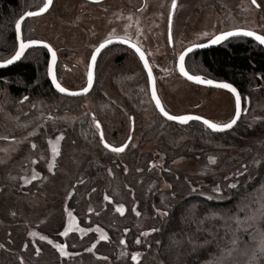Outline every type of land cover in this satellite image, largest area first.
<instances>
[{"label": "rangeland", "instance_id": "rangeland-1", "mask_svg": "<svg viewBox=\"0 0 264 264\" xmlns=\"http://www.w3.org/2000/svg\"><path fill=\"white\" fill-rule=\"evenodd\" d=\"M258 3L259 9L250 0H177V7L171 11V0L99 3L54 0L47 13L31 18V26L36 28L39 39L57 50V56L61 50H69L62 59L66 67H60L59 71L66 86L75 89L85 81L87 60L93 47L114 31L118 36L127 34L144 48L154 71L158 94L170 113L191 112L215 122H226L234 112L232 95L216 88L198 87L183 79L175 69L176 56L191 43L225 29L243 27L263 32L264 0ZM205 32L207 36L202 35ZM170 33L172 44L168 42ZM113 50L115 54H126L124 63L128 66L120 70L130 69L129 74L140 79L147 90L146 74L135 54L125 48ZM109 56L104 57L97 72L102 80V93L131 114L130 102L120 92L125 88H120L121 85L118 88L112 81L115 74L111 71ZM83 97L87 110H96L99 121L102 120L105 113L102 107L100 110L94 107L89 94ZM39 111L44 117L19 133L11 130L10 119H0V138L7 137L0 145V244L4 245L0 248V264H21V259L24 264H130L131 253L138 251L129 242L137 241L159 223L164 216L157 209L168 212L173 204L192 193L226 197L228 184L239 185L250 180L264 160V132L247 138L250 156L229 169L224 162L234 149H206L200 153L188 152L185 147L171 150L161 140L139 144L140 135L131 131L112 144L122 145L132 137L121 152L124 153L122 162L119 163L117 154L113 159L106 157L102 162L106 175L94 177L86 169L88 154L76 145L67 127L72 119L54 118L48 112ZM101 127L104 128L102 123ZM32 132L35 134L29 136ZM61 134L60 155L56 157L54 169L49 171L52 159L49 140L55 144ZM108 135L105 129L104 137L109 142ZM32 143L36 144L35 149ZM210 156L216 158L215 164L209 163ZM33 170L38 174L36 180L31 179ZM237 172L243 175H236ZM25 177L30 183L24 182ZM216 185L221 187L220 193L212 191ZM117 205H123V214L116 211ZM68 211L73 213L75 222L68 235L61 236L59 233L68 227ZM81 228L86 231L80 232ZM97 228L102 232H97ZM29 232L38 235L29 236ZM105 234L108 239H100ZM40 235L64 244L70 255L61 256L52 245L41 241ZM122 239L125 245H121ZM94 243L95 248L87 251ZM36 248L40 249L39 254Z\"/></svg>", "mask_w": 264, "mask_h": 264}, {"label": "trees", "instance_id": "trees-1", "mask_svg": "<svg viewBox=\"0 0 264 264\" xmlns=\"http://www.w3.org/2000/svg\"><path fill=\"white\" fill-rule=\"evenodd\" d=\"M41 4L42 0H0V59L10 58L14 54L15 20L24 11H32ZM22 36L38 38L36 28L31 26V18L22 22ZM114 47L123 48L111 45L102 52L95 69L94 86L88 93L93 106L99 110L102 107L105 111L100 122L104 132L106 129L109 134L111 144L124 137L125 132L130 135L132 131L140 135L139 144L152 139L161 140L171 150L185 147L188 152L200 153L206 149H234L232 156L224 162V166L229 169L247 160L250 156L247 138L264 132V48L261 45L249 38L235 37L211 49L191 53L186 58L185 66L190 73L200 74L207 79L228 81L240 92L243 109L247 111L241 114L239 122L232 129L225 132H212L199 121H189L182 125L163 119L154 108L141 80L129 74L130 69L120 70L125 65L126 54H115L112 50ZM68 54V49L58 54L56 74L61 83L59 71L60 67L65 69L62 59ZM108 55L111 71L115 74L112 81H115L118 88L120 85V88H125L120 92L130 102L131 114L102 93V80H99L97 72L104 57ZM47 61V51L36 47L27 49L25 55L11 66L0 67V119H10L11 130L15 129L14 132L19 133L44 117L39 110L48 112L54 118L68 116L72 122L67 127L71 129L76 145L89 156L87 172L94 177H104L103 159H113L117 154L121 163L124 153H114L100 143L98 131L92 123L93 115L99 120L100 114L96 110H87L83 96L69 97L55 91L46 75ZM82 85L80 83L75 88ZM25 96L28 100L20 103ZM129 117L133 120L130 121ZM3 138H0V145L7 141ZM262 186L264 160L259 163L250 180L239 184L237 189H229L226 197L208 199L209 196L198 193L182 197L171 206L167 216L146 230L148 234L140 237L139 244L134 239L131 244L129 240L130 246L142 253V264H214L221 254V248L227 245L235 232L240 241V249H248L251 253L257 244L252 238L256 235L255 231L250 228L236 231L235 222L229 218L235 214L244 217L258 209L261 197L264 196ZM212 214H215L214 218L205 219ZM257 228L264 229V222H259ZM193 240L198 244H203L205 240L209 243L194 250L190 243ZM261 261H264V256L257 254L253 258L243 251L234 252L228 258V264H261Z\"/></svg>", "mask_w": 264, "mask_h": 264}, {"label": "snow or ice", "instance_id": "snow-or-ice-1", "mask_svg": "<svg viewBox=\"0 0 264 264\" xmlns=\"http://www.w3.org/2000/svg\"><path fill=\"white\" fill-rule=\"evenodd\" d=\"M93 2L99 3V0H93ZM251 5H253L255 8L259 9L261 7V4L258 3V0H250ZM53 4V0H42V4L37 6L35 11H24L22 15L19 16L18 19L15 20L14 26H15V41H14V54L10 55V58H3L0 59V67H5L8 65H12L14 62L19 61L24 55L27 49H30L34 46L38 45H43L45 49H47L48 53L51 54V59L48 62L47 65V76L51 79V83L54 86V88L62 94H67L71 96H77V95H82L84 93H87L89 89L92 88L93 86V65L96 62L97 54L101 52L102 49H104L107 45H110L115 41H119L122 44L128 45L132 49L135 50V52L139 56V60L143 62V67L144 69L147 70V81L148 84L150 85L151 88V100L154 101L155 103V108L159 110V113L165 117L168 121H175L178 122L179 124H188L189 121H201L204 126H206L207 129H210L212 132H225L227 130H230L233 128L234 125H236L238 119L241 116L242 111H247V109H242V96L238 92V90L228 82H221V81H216L214 79H206L202 75L198 74H190L188 70H186V56L189 53H192L194 49L197 48H202L205 47L206 45L204 43H191L188 47H185L183 51H181L178 55V70L181 76L186 77L189 81H193L197 84L200 85H210V86H215L216 88H221V89H226L232 95L234 96L235 99V114L234 116L228 120L227 122H214L209 119H205L202 116L199 115H190V114H185V115H174L170 114L169 111H167L159 98L157 94V90L155 87V80L153 77V72L152 68L150 67L149 61L146 59V53L142 51L141 47L130 40V38L127 36V34L123 36H118L115 35V32H111L108 34V36L101 42L95 50L91 54V64L88 65V71H87V85L85 87H82L79 91H71L68 88L62 86V84L58 81L57 76L54 72V65L56 64L57 61V56L56 52L53 50L51 45L48 43L38 40V39H31V38H24L22 36V22L25 20L26 17H32V16H39L45 12H47L50 8V6ZM177 7V0H171V8L175 9ZM131 19V17H129ZM169 22H171V13L169 14ZM137 34L139 33V29L137 30ZM202 35L207 36L208 33H203ZM231 37H251L254 41H256L259 45L264 46V34H258L254 30H250L247 28L243 27H235L232 28L231 30H225V31H220L217 34H214L208 41V44H220L221 42L227 41ZM168 42L169 44H172V36L171 33L169 34L168 37ZM18 45V46H17ZM165 71H167L165 69ZM247 100V98H244ZM28 100V97L25 96L21 99L20 103H23L24 101ZM129 120L132 121L133 118L129 117ZM92 123L94 124L95 128L99 132V139L100 143L104 146L106 149H110L114 153H121L125 150L127 147V142L125 144H122L120 146H113L109 142L105 140L104 137V132L101 127V123L99 120L95 118V115L92 117ZM35 133H29V136L34 135ZM3 139H7V137H4ZM63 139V134L60 136L56 137V143L53 144L51 140H49V145L51 146V153H52V159L51 162L48 164V170L52 171L55 167V160L56 157L60 155V147H59V141ZM132 139L131 136L128 137V140L130 141ZM31 147L35 149L37 146L35 143L31 144ZM209 163L210 164H215L216 163V158L210 156L209 158ZM35 163V161H33ZM244 167V166H242ZM246 171V168H245ZM109 174H111V171L109 170ZM236 175H243L242 172H237ZM38 178V174L33 170V174L31 179L36 180ZM24 182L30 183V180L28 178H23ZM168 187H171V185H168ZM229 189H237L238 184L237 183H230L227 185ZM264 187V186H262ZM193 191L196 189L193 188ZM214 193H220L221 192V187L219 185L214 186L212 189ZM105 200H109L108 196L104 197ZM212 196H209L208 199H212ZM91 210V209H90ZM238 210L239 206H238ZM116 211L120 212L123 214L124 212V207L123 205H117ZM135 211V209H133ZM157 212L161 216H167L168 213L167 211H161L157 209ZM137 215L139 213L137 212ZM68 216V227L64 229L59 235L61 236H67L68 233L72 230V226L75 222V217L73 216V213L71 211L67 212ZM215 214H212V216L205 217V219H211L214 218ZM229 219L233 220L235 222V229L236 231H239L241 229L247 230L248 228L253 229L256 233L253 239L257 241L256 244V249L251 250V253L249 252L248 249H240V241L238 236L233 233L232 238L228 241L227 245H225L223 248H221V254L220 256L214 261V264H228V258H230L234 252L237 251H243L245 255L251 254L253 258L257 254L260 256H264V229L257 228V224L259 222H264V196L261 197L260 200V206L258 209L255 211L251 212V214L246 215L244 217H241L238 214L233 215ZM203 221H201L202 223ZM80 232L86 231L85 229L81 228L78 229ZM97 232H102V229L97 228ZM150 231H158V229H151ZM148 233H144V235H147ZM29 236H36L38 235L36 232H29ZM39 239L41 241H46L48 244L52 245L61 256H68L70 255L69 252L66 251L65 245L62 243H54L53 240L49 239L48 236L46 235H40ZM102 240H107L108 237L107 235H102L100 237ZM121 245H125V241L122 239L120 241ZM137 244L140 243L139 238L136 241ZM159 243V242H158ZM190 243L193 246V249L195 250L196 248H202L206 244L209 243V241L205 240L203 244H198L194 240L190 241ZM95 243L87 249V251L91 252L95 248ZM4 247V245L0 244V248ZM25 248L28 247L27 244L24 245ZM258 250V252H257ZM36 254H39L40 249L36 248L35 249ZM127 255V253H125ZM142 253L140 252H133L131 253V261L132 264H142ZM21 264H24L23 259H21ZM261 264H264V261H261Z\"/></svg>", "mask_w": 264, "mask_h": 264}, {"label": "water", "instance_id": "water-1", "mask_svg": "<svg viewBox=\"0 0 264 264\" xmlns=\"http://www.w3.org/2000/svg\"><path fill=\"white\" fill-rule=\"evenodd\" d=\"M54 1V0H53ZM99 1H102V0H99ZM51 7V6H50ZM36 9H34V10H32V11H35ZM27 11H30V10H27ZM45 13H47V12H45ZM45 13H43V14H41V15H44ZM23 14V13H22ZM41 15H39V16H41ZM34 16H32V17H26V18H33ZM25 18V19H26ZM250 30H252V29H250ZM255 31V30H254ZM257 32V31H256ZM258 34H262L261 32L259 33V32H257ZM211 38V37H210ZM231 38H235V37H231ZM231 38H229V39H231ZM243 38H246V39H251L252 41H254L251 37H243ZM35 39H38V40H41V39H39V38H35ZM209 40V39H208ZM208 40H206V41H203V42H198V43H204L206 46L205 47H202V48H197V49H194L193 50V52L192 53H195V52H198V51H200V50H208V49H211L212 47H215V46H217V45H220V44H222L223 42H221L220 44H208L207 43V41ZM42 41H44V40H42ZM44 42H46V41H44ZM101 42H103V41H101ZM101 42H99L98 43V45L101 43ZM256 42V41H255ZM47 43V42H46ZM257 43V42H256ZM48 44L49 45H51L49 42H48ZM114 44H117V45H121V46H126V47H128V48H130L133 52H134V54L137 56V58L139 59V56H138V54L135 52V50L134 49H132L131 47H129L128 45H125V44H122V43H120L119 41H115L114 40V42L112 43V44H110V45H107L104 49H106V48H108L109 46H111V45H114ZM258 44V43H257ZM97 45V46H98ZM259 45V44H258ZM18 46V45H17ZM96 46V47H97ZM189 46V45H188ZM188 46H186V47H188ZM260 46V45H259ZM262 46V45H261ZM36 47H42L43 49H45L44 47H43V45H38V46H34V47H32V48H36ZM52 47V46H51ZM95 47V48H96ZM263 48H264V46H262ZM53 48V47H52ZM104 49H102L101 50V52L104 50ZM142 49V48H141ZM46 51H47V49H45ZM53 50H54V48H53ZM95 49H93V51H94ZM55 52H56V50H54ZM92 51V52H93ZM142 51H144L143 49H142ZM183 51V50H182ZM92 52H91V54H92ZM101 52L100 53H98L97 54V58H96V62H95V64L93 65V84H94V80H95V73H94V71H95V67H96V64H97V59L99 58V55L101 54ZM26 53V52H25ZM47 53H48V51H47ZM91 54H90V56H89V58H88V65L89 64H91L92 62H91ZM189 54H191V53H189ZM179 55V54H178ZM56 56H57V52H56ZM50 59H51V54L50 53H48V61L47 62H49L50 61ZM57 59H58V56H57ZM146 59L149 61V59L147 58V55H146ZM141 62V64H142V67H143V62L142 61H140ZM178 56H177V59H176V64H175V69H177V72H178V74L180 75V73H179V70H178V67H177V64H178ZM56 64H57V62H56ZM56 64L54 65V72H56ZM149 64H150V61H149ZM88 65H87V70H86V73H87V71H88ZM8 66H11V65H8ZM8 66H5V67H8ZM150 67H151V64H150ZM143 70L146 72V76H147V70L146 69H144V67H143ZM187 70V69H186ZM152 72H153V70H152ZM190 73V72H189ZM190 74H192V73H190ZM57 76V75H56ZM181 76V75H180ZM153 77H154V80H155V76H154V72H153ZM183 79H185L186 81H189L186 77H183V76H181ZM48 79H49V81H50V83H51V79L48 77ZM207 79V78H206ZM214 80H216V79H214ZM216 81H221V80H216ZM190 82H192V83H194V84H196V85H198V86H200V84H197V83H195V82H193V81H190ZM221 82H228V81H221ZM147 83H148V81H147ZM228 83H230V82H228ZM51 85H52V83H51ZM87 85V74H86V79H85V84H84V86L83 87H85ZM233 85V84H232ZM62 86H64L63 84H62ZM94 86V85H93ZM93 86H92V88H93ZM201 86H203V87H206V88H209V89H212V88H216L215 86H210V85H201ZM52 87L54 88V86L52 85ZM65 87V86H64ZM155 87H156V90H157V84L155 83ZM66 88H68L69 90H71V91H79L81 88H75V89H72V88H69V87H66ZM91 88V89H92ZM55 89V88H54ZM91 89H89V91L91 90ZM216 89H220V90H222V91H227V92H229L228 90H226V89H221V88H216ZM55 91L58 93V94H60V95H66V96H69V97H75V96H71V95H67V94H62V93H59L56 89H55ZM88 91V92H89ZM88 92L87 93H84V94H82V95H77V96H85V95H87L88 94ZM148 93H149V96L151 97V88H150V85L148 84ZM230 93V92H229ZM240 93V92H239ZM158 94V93H157ZM231 95H232V93H230ZM159 96V95H158ZM232 97H233V103L235 104V99H234V96L232 95ZM159 98H160V96H159ZM152 103H153V105H154V108H155V103H154V101H152ZM166 109V108H165ZM242 109H243V104H242ZM157 110V112L159 113V110L158 109H156ZM167 110V109H166ZM168 111V110H167ZM244 111H242V113H243ZM170 113V112H169ZM241 113V114H242ZM170 114H172V113H170ZM185 114H190V115H197V114H195V113H191V112H188V113H181V114H176V115H185ZM234 114H235V105H234V113H233V115L231 116V117H233L234 116ZM159 115L164 119L165 117H163L160 113H159ZM200 116V115H199ZM202 116V115H201ZM202 117H204V116H202ZM205 119H208V118H206V117H204ZM241 118V117H240ZM239 118V119H240ZM166 119V118H165ZM231 119V118H230ZM229 119V120H230ZM239 119H238V121H237V123L239 122ZM167 120V119H166ZM210 120V119H209ZM172 122H174V123H176L175 121H172ZM200 123H201V121H199ZM215 122V121H214ZM227 122V121H226ZM178 123V122H177ZM189 123V122H188ZM236 123V124H237ZM235 126V125H234ZM233 126V127H234ZM210 130V129H209ZM98 135H99V132H98ZM127 143L129 142V140H128V138H127V141H126ZM125 142V143H126ZM124 143V144H125ZM120 146V145H119Z\"/></svg>", "mask_w": 264, "mask_h": 264}, {"label": "flooded vegetation", "instance_id": "flooded-vegetation-1", "mask_svg": "<svg viewBox=\"0 0 264 264\" xmlns=\"http://www.w3.org/2000/svg\"><path fill=\"white\" fill-rule=\"evenodd\" d=\"M87 1H90V2H93V0H87ZM102 1H105V0H102ZM143 2H144V0H143ZM93 3H96V2H93ZM137 9H140V5L137 7ZM173 9H171V11H172ZM232 29V28H231ZM231 29H225V30H231ZM247 29H249V28H247ZM251 29V28H250ZM225 30H222V31H225ZM252 30H254V29H252ZM217 33H219V32H217ZM262 33V32H261ZM216 34V33H215ZM263 34V33H262ZM213 36V35H212ZM212 36H210V37H212ZM208 39H210V38H207V39H204V40H202V41H199V42H203V41H206V40H208ZM104 40V39H103ZM103 40H100L99 42H101V41H103ZM131 40V39H130ZM132 42H135V43H137L136 41H134V40H131ZM98 42V43H99ZM98 43L93 47V49H95V47L98 45ZM138 44V43H137ZM114 45H117V44H114ZM139 45V44H138ZM121 46V45H120ZM140 46V45H139ZM109 47H111V46H109ZM108 47V48H109ZM123 48H125V49H127V50H130L133 54H134V52L130 49V48H128V47H126V46H122ZM143 50H144V48L142 47V46H140ZM116 47H114L113 49H115ZM93 49H92V51H93ZM107 49V48H106ZM106 49H104V50H106ZM112 49V50H113ZM55 50V49H54ZM103 50V51H104ZM91 51V52H92ZM102 51V52H103ZM56 52H57V50H56ZM102 52H101V54H102ZM144 52H145V50H144ZM146 53V52H145ZM180 53V52H179ZM91 54V53H90ZM90 54H89V56H90ZM100 54V55H101ZM99 55V56H100ZM147 55V54H146ZM188 55H190V54H188ZM188 55L186 56V58L188 57ZM136 56V55H135ZM178 56V55H177ZM176 56V57H177ZM137 57V56H136ZM89 58V57H88ZM147 58H148V56H147ZM149 59V61H150V58H148ZM177 59V58H176ZM98 60V59H97ZM88 61V60H87ZM57 62V61H56ZM98 62V61H97ZM151 64V63H150ZM175 64H176V60H175ZM87 65H88V63H87ZM97 65V64H96ZM66 67V66H65ZM143 68V67H142ZM152 68V67H151ZM95 69H96V67H95ZM86 70H87V68H86ZM177 70V69H176ZM144 71V70H143ZM154 72V71H153ZM94 73H95V71H94ZM178 73V72H177ZM55 74H56V72H55ZM87 74V73H86ZM145 74H146V72H145ZM57 75V74H56ZM155 76V75H154ZM95 78H96V73H95ZM57 79H58V76H57ZM85 79H86V76H85ZM146 79H147V76H146ZM58 81L60 82V80L58 79ZM95 81V80H94ZM63 82V81H62ZM190 82V81H189ZM61 83V82H60ZM155 83H156V80H155ZM192 83V82H191ZM61 84H63L65 87H68V86H66L65 84H64V82L63 83H61ZM84 84H85V81L83 82V85L82 86H84ZM157 84V83H156ZM192 84H194V83H192ZM194 85H196V84H194ZM196 86H198V85H196ZM201 86V85H200ZM200 86H198V87H200ZM70 88V87H69ZM80 88H82V87H80ZM72 89H74V88H72ZM147 90H148V88H147ZM91 91V90H90ZM89 91V92H90ZM88 92V93H89ZM157 93H158V90H157ZM88 95V94H87ZM159 95V94H158ZM160 96V95H159ZM234 104V103H233ZM235 105V104H234ZM234 113V112H233ZM233 115V114H232ZM232 118V117H231Z\"/></svg>", "mask_w": 264, "mask_h": 264}]
</instances>
